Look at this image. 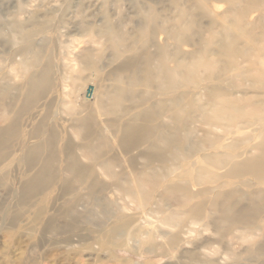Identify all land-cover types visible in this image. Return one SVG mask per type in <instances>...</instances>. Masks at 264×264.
I'll return each mask as SVG.
<instances>
[{
    "label": "rangeland",
    "instance_id": "1",
    "mask_svg": "<svg viewBox=\"0 0 264 264\" xmlns=\"http://www.w3.org/2000/svg\"><path fill=\"white\" fill-rule=\"evenodd\" d=\"M140 2L0 0V264H264L247 252L263 231H216L213 206L264 196V179L227 173L264 148V0H152L153 24L133 18ZM49 69L53 85L28 95ZM127 121L148 142L125 150L113 124ZM49 139L53 180L22 201L41 163L25 150ZM71 160L94 170L91 188ZM71 203L75 224L59 211Z\"/></svg>",
    "mask_w": 264,
    "mask_h": 264
},
{
    "label": "bare ground",
    "instance_id": "2",
    "mask_svg": "<svg viewBox=\"0 0 264 264\" xmlns=\"http://www.w3.org/2000/svg\"><path fill=\"white\" fill-rule=\"evenodd\" d=\"M77 4H82V3L77 2ZM151 4H152V0H141V2L139 3V6L137 5V10H135V14L133 15V18H136L137 14L140 13V14H138V15H140V17L142 15H144L146 17L144 19H146V21L148 20V23L153 24L155 19H156V14H154L152 12ZM77 6H79V5H77ZM99 7L100 6L97 7L94 4V2H92L91 4L87 5L85 9L90 8L91 19L94 18V23L101 22V24H103L104 23L102 20L103 17L99 16V14H98V11L100 9ZM100 11H101V9H100ZM183 12L185 15L187 14V12L185 10L181 11V13H183ZM98 17H100V19ZM112 20L115 21L116 18L111 17V21ZM128 29H131L132 32L133 31L137 32V28H135L134 26H132L131 28H128ZM99 30H101V28ZM115 39L118 40V38H115ZM197 64H198V62L196 63V65ZM131 67H133V66L130 63H125L120 68H118L117 71H115L114 73H116L117 76H120L121 73L126 72L127 70H130ZM50 72L51 71L49 69V70H43L40 74L32 75L27 86H26L27 87L26 88L27 94L32 97L33 95H37V93H41L44 89L50 88L53 85V79H52ZM27 94H26V96H27ZM30 96H28V98H30ZM31 103H33V102H31ZM81 106H82V104H81ZM24 109H27V108H24ZM151 113L152 112H150V114ZM138 114H139V112H138ZM144 114L142 113L141 116L144 117ZM136 116H137V114H136ZM145 116H147V115L145 114ZM149 116L150 115H148L147 117H149ZM89 117L86 120L91 118V117L90 118ZM145 119L147 120V118H145ZM86 120L84 122L85 126L88 125ZM113 125L115 127L114 129H115L116 133L119 134V141L125 150L130 149L137 144H144V143L148 142L147 137H149V136L146 134V133H148V131H146L145 129H142V127L138 126L137 124L128 123V121H127V123L123 122L121 124H113ZM118 134H117V136H118ZM263 136H262V138H263ZM6 137H7V135H3V136L0 135V156L3 153L6 142H7V141H5ZM262 140H264V138ZM51 146H52V140L49 139L44 144H37V145H34L32 147H29V148L27 147V149L25 150L26 151L25 157H26V161H27L28 165L34 166L37 164V162L38 163L41 162V163L39 164L40 170L38 172H36L35 174H32V175L26 174L23 177V181H24L23 190L21 191V195H20V198L22 201L27 202V201H30L31 199H33L36 196V194L43 191L46 188V186L48 185V183L51 180H53V178L51 176L52 166L50 164L52 154H50V152H48L49 154L45 155V157H44V152H45L44 150L49 149ZM262 146H264V145H262ZM261 149H262L261 155H259L257 158L254 157L255 159L251 158V160L247 159L249 165H247L246 168L239 169V168H242V167H239L237 169L235 168V170L233 168H231V169H233V171H230L231 173L229 171H227V173H229L230 176L239 175L241 177L244 175H247V174H253V176L255 175V176L259 177L260 179H264V148H261ZM251 157H253V156H251ZM244 165H246V164H244ZM105 166H107V165H105ZM233 166H234V164H233ZM239 166H241L240 163H239ZM65 168H67L71 171L82 173V175H81V177L83 178L82 180H84V184H86L87 187L91 188L93 181H95L97 179L96 174L94 173V170L92 171L90 169H87V166H84L81 163L76 162L75 160L69 161L67 163V165L65 166ZM108 168H109V166H108ZM224 170L226 171V169H224ZM228 177H229V175H228ZM66 191H69V189L66 188ZM232 194H226V195L220 196V197L216 198L213 202V206L216 209L222 211V214L220 215L221 217L217 221L215 220L216 221L215 224L217 227L216 231H226L227 229L232 228L233 226H236V225L245 226V225H254L255 224L258 228H260L263 231V234H264V196L262 195L263 198H262V201L260 203H253L254 205H251V206L249 204H246L249 206H247V207L243 206V208L240 206L241 208L238 207L240 209H237L234 212H230V209H228V208H231L232 206H234L233 204L236 203V201L232 202V198H233ZM41 204L42 205L39 207L37 213H35L37 218H40L46 211L45 203L42 202ZM74 205H75L74 203H71L67 207H62V209L59 210L60 216H62V217L67 218L69 216H72L73 224L77 223L79 220V217H80L79 215L74 214ZM49 225H53V220L49 221ZM119 227L120 226L117 225V227L113 228L108 233V236L110 237V236H113L114 234H116ZM171 241L175 242V238H172ZM247 252L249 254H253V255L254 254L264 255V242H262L261 244L256 246L254 249H251ZM193 256L194 255H192V257ZM194 258H195V256H194Z\"/></svg>",
    "mask_w": 264,
    "mask_h": 264
}]
</instances>
